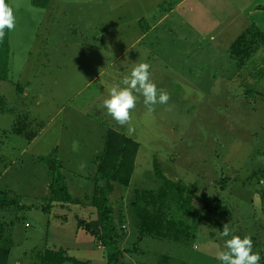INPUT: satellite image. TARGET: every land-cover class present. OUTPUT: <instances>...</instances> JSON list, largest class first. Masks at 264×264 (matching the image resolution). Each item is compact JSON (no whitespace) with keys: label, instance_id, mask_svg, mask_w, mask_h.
I'll return each mask as SVG.
<instances>
[{"label":"rangeland","instance_id":"374dc122","mask_svg":"<svg viewBox=\"0 0 264 264\" xmlns=\"http://www.w3.org/2000/svg\"><path fill=\"white\" fill-rule=\"evenodd\" d=\"M9 4L16 27L8 34L9 81H0L7 108L0 113V194L19 198L22 209L0 211V264H36V254L46 250L107 263L111 251L78 230L77 219L87 218L81 205L90 207L108 130L138 146L129 185L114 184L110 195L113 222L124 234L120 264H220L216 252L231 239L221 235L226 224L232 235L251 236L264 264V42L242 68L230 53L249 27L264 35V0ZM140 62L150 65L152 81L170 99L150 112L141 97L129 132L102 101ZM18 123L26 124L25 136L15 133ZM54 149L68 194L79 204L49 200L51 178L37 158ZM154 165L226 207L229 216L203 212L196 224L184 219L194 240L141 237L129 203L134 191L161 186ZM193 205L202 208L197 200Z\"/></svg>","mask_w":264,"mask_h":264},{"label":"trees","instance_id":"16d2710c","mask_svg":"<svg viewBox=\"0 0 264 264\" xmlns=\"http://www.w3.org/2000/svg\"><path fill=\"white\" fill-rule=\"evenodd\" d=\"M30 4L37 9H46L51 0H29ZM9 3V0H6ZM144 30V29H143ZM5 38L0 42V81L8 80V59H9V32L7 30ZM264 42V35L255 26L249 27L243 32L230 46V53L239 61L238 67L244 66V61L249 57L250 51L257 42ZM7 111L5 104L0 99V113ZM19 124V123H18ZM25 125L19 124L15 128V133L25 136ZM35 135L28 134L29 140ZM138 146L135 143L118 135L112 130L106 133L104 148L102 153L96 157V180L97 185L91 198L90 205L96 211V219L86 221L77 219V229L84 231L102 247L111 252L107 257L106 264H120L122 251L118 249V243L124 238V234H119L112 219V203L110 195L114 191V184L127 187L134 169V161ZM39 162L48 168L51 181L48 186L49 200L51 203L58 204H79L77 199L68 194L67 185L60 169L62 164L56 156V149L52 154L40 156ZM156 177L162 181L157 190L145 191L136 190L129 203L134 212L138 231L141 237L148 236L156 239L169 241L194 240V228L189 227L184 219H191L196 223L203 221V212L221 213L229 216L226 207L214 202V206L205 196L196 194L193 187L186 186L179 180L165 178L154 165ZM197 200L202 208L197 209L193 202ZM19 198H11L6 193L0 194V211L11 208L22 209L19 205ZM174 209L175 215L169 212ZM179 217V218H178ZM123 226V225H122ZM121 229L123 230V227ZM3 236V228L0 226V241ZM4 258L8 250L3 252ZM168 263L167 257L163 258ZM36 264H87L69 257L65 251L46 250L36 254Z\"/></svg>","mask_w":264,"mask_h":264},{"label":"clouds","instance_id":"9594fccd","mask_svg":"<svg viewBox=\"0 0 264 264\" xmlns=\"http://www.w3.org/2000/svg\"><path fill=\"white\" fill-rule=\"evenodd\" d=\"M15 27L16 16L13 7L6 0H0V42L5 38V30L11 32ZM149 69L148 63H135L130 74L124 76L120 83L113 85L108 97L102 101L106 114L120 126L128 125L129 132L132 131V113L141 97L150 112L154 110L151 106L167 104L170 99L169 93L158 89L152 81ZM221 235H231V239L225 240L224 250L216 252L215 258L220 264H259L261 255L259 251H254L251 236L232 235L227 224L223 227Z\"/></svg>","mask_w":264,"mask_h":264},{"label":"crops","instance_id":"0c3cea01","mask_svg":"<svg viewBox=\"0 0 264 264\" xmlns=\"http://www.w3.org/2000/svg\"><path fill=\"white\" fill-rule=\"evenodd\" d=\"M150 29L149 28H145L141 33H142V35H141V37H145V35L148 33V31H149ZM37 137V135H35L34 137H33V139L34 138H36ZM32 140V139H31ZM103 148H104V146H103ZM96 171H97V167H96ZM113 187H114V185H113ZM58 205H60V206H63V204H58ZM82 207L81 208H83L84 210H85V215H87V218H80V219H82V220H86V221H92V220H95L96 219V211H95V209L90 205V207L88 208V207H84L83 205H81ZM91 217L93 218V219H91ZM79 219V218H78ZM123 228H124V226H122ZM85 262H87V264H91V262H90V260H88V261H85Z\"/></svg>","mask_w":264,"mask_h":264}]
</instances>
